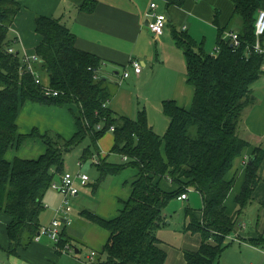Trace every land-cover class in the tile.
I'll return each mask as SVG.
<instances>
[{
	"label": "trees",
	"instance_id": "trees-1",
	"mask_svg": "<svg viewBox=\"0 0 264 264\" xmlns=\"http://www.w3.org/2000/svg\"><path fill=\"white\" fill-rule=\"evenodd\" d=\"M179 4L180 0H165ZM241 25L236 32L239 45L217 41L218 54H207L188 36L173 34L186 61L187 83L193 88L189 109L175 103H163L169 119L166 132L159 136L144 120L113 118L107 107L110 90L98 70L101 60L75 47V37L58 19L38 15L35 33L40 42L36 53L40 62L36 69L48 76L49 87L56 96H45L30 74H20L21 57L17 38H8L9 28L21 5L16 0H0V215L6 219L5 234L13 243L12 253L24 251L33 242L40 224L43 197L53 181L54 170L63 165L62 150L71 149L85 139L98 154L97 141L114 127V144L110 153L121 157L118 164L100 160L96 165L104 176H115L126 168L135 169L129 197L122 202L118 215L103 219L82 211L89 222L107 233V240L97 257V264H164L166 250L156 236L163 223V209L171 199L196 191L202 199L200 218L186 210L189 219L183 230L200 236L196 251L183 252L185 264H218L225 239L236 231L239 218L252 202L260 182L257 174L264 159V149L254 147L244 166V181L235 197V210L225 213V199L233 180L227 179L236 158L250 144L239 135L247 113L257 99L253 84L263 75L264 55L254 51V25L259 0H230ZM96 0H84L81 10L92 11ZM13 48L15 52H7ZM61 107L70 110L76 131L63 148L48 144L37 159L5 160L7 151L18 147L31 134H20L17 119L27 104ZM97 125H101L97 129ZM94 158L87 152L84 158ZM126 159H123V158ZM254 157L253 162L248 165ZM167 180V181H166ZM166 181L174 186L166 191ZM62 235V234H61ZM247 242L264 246V232ZM60 241L59 247H63Z\"/></svg>",
	"mask_w": 264,
	"mask_h": 264
},
{
	"label": "crops",
	"instance_id": "crops-1",
	"mask_svg": "<svg viewBox=\"0 0 264 264\" xmlns=\"http://www.w3.org/2000/svg\"><path fill=\"white\" fill-rule=\"evenodd\" d=\"M16 1L21 5V10L15 16L9 32L11 37L17 38L15 50L18 53H34L40 42V37L34 30L36 16L43 15L58 19L74 35V44L77 49L92 54L101 60V67L97 75L104 80L110 90L111 98L106 107L111 117L137 120L140 115H143L149 127L159 136L166 132L169 122L163 111V103L170 101L179 108L189 109L193 98V88L187 83L185 57L182 49L177 46L173 34L188 36L201 46L205 53L212 54L218 40L227 42L225 40L226 34L237 32L240 27V22L231 19L234 7L230 0H180L177 5L169 4L165 0H158L157 12L165 14L167 17L164 32L160 36L150 33L146 26L148 20L146 14L149 11L151 0H96L92 11L80 9L84 0ZM259 3V9L264 10V0H259ZM261 47L264 50V41L261 43ZM132 60L140 62L141 72L139 74H135L129 67ZM262 69L263 75L253 84V92L257 102L247 113L243 125L239 129L240 137L247 141L250 146L242 150L240 157L236 158L227 175V179H232L233 184L224 202L226 215H231L234 212V200L244 181L242 163L245 160L248 161L254 147L258 146L264 149V65ZM125 72L128 73V76L123 78ZM40 77L44 85H49L48 76L45 72L40 71ZM71 118L65 120L66 137L72 136L76 131L74 121L73 125L71 123ZM106 134H109L110 138ZM100 139H103L105 145H109L108 149L99 147ZM113 144L112 132L106 131L97 141L98 158L95 160L99 162L106 159L111 154ZM64 172L70 171L63 169V165L60 170L53 169L52 182L58 183L60 175ZM257 174L260 182L252 195V202L248 205L254 206L255 211L260 208L264 200V159L258 167ZM166 181H161L160 186L166 191H172L174 186ZM88 185L87 183L85 186L79 187V192L77 196L72 198V201L78 198L80 190ZM52 190H48L43 197V210L40 217H46L39 221L40 227L48 224L50 219L57 217L56 210L60 205L61 196ZM192 196H187V200L184 202H192V198H194ZM107 198L109 197L104 199ZM174 199L182 202L177 198ZM78 200L80 203L83 202L80 205L84 207L79 214L83 226H87L96 233L99 231L92 229L95 224L84 218L81 212L91 211L100 218L113 219L118 215L120 209V204L117 202L116 205L108 207L100 201L99 205L92 208L90 207L92 204L84 201L83 198ZM70 212L69 210L68 224L65 225L64 219L60 217L62 219V234L63 232L65 234L66 226L73 224ZM261 212H263V217L259 218L260 220H256V216L251 220L248 219V228L244 226L240 230L241 232L245 230L243 236L241 237L240 231L237 230L240 239H232L231 242H237L239 246H244L245 249L257 250L259 246L247 241L257 239L264 232V211ZM244 215L245 213H243ZM243 216L238 221L245 220L246 218ZM163 218L165 219L166 215ZM257 221L261 222L256 228ZM5 224L6 219L0 215V264H44L47 261H52L51 264H66L65 257L58 258V255L63 256L61 251L64 246L72 247L70 239H65L61 235V241L64 244L63 247H59L60 250H57L49 240L41 238L36 241L33 239L34 243L32 242L27 249L24 251L18 249L16 253H12L13 243L5 234ZM106 236L108 235L101 233L103 241L101 242V249L107 240ZM157 238L162 242L164 249H170L168 244L164 243L158 236ZM186 240L193 247V250L187 251L198 250L200 239L186 238ZM73 249L75 253H78L77 248L74 247ZM101 249L95 248L91 251H97L96 253L101 254ZM245 252L249 253L250 251ZM232 263L244 264L242 261ZM164 264H185L183 253L176 256L171 252L168 254L166 251Z\"/></svg>",
	"mask_w": 264,
	"mask_h": 264
},
{
	"label": "rangeland",
	"instance_id": "rangeland-1",
	"mask_svg": "<svg viewBox=\"0 0 264 264\" xmlns=\"http://www.w3.org/2000/svg\"><path fill=\"white\" fill-rule=\"evenodd\" d=\"M154 1L157 3L158 0ZM235 21L240 22L241 25V21L237 17L235 18ZM10 37L11 34L10 32H8V38ZM14 47L16 48V46ZM69 109H72L73 111L76 110L74 105L55 107L27 103L21 109V112L17 119L18 131L20 134H31L33 131H35V134L26 138L18 147L7 151L5 160L11 161L14 158L28 160L37 159L41 154H44L48 144L50 143L51 145L56 144L57 147L63 148V143L71 138V135L68 137H66L65 135V120H68L69 117L71 118ZM70 120L73 125L72 118ZM106 136L110 138L109 134H106ZM88 145L89 140L85 139L82 143H79V145L74 146L67 151H65V149L62 150L63 169L73 173L79 171L80 173L87 175L89 178V185L80 190L79 197L74 201H72V199L69 200L68 209L71 211L70 216L73 220V224L70 226H66L65 234L64 232L62 234L61 223L60 232L65 237V239L71 240L72 245L71 250L64 249L61 251V254H63V256L58 255V258L65 257L66 264H69L68 262H71L73 264H86L89 252L91 250H95V248L98 250L101 249V242H103L101 239V233L108 235L105 230L98 228L96 225L92 226V229L99 231L98 233L90 230L89 228H87V226H83L84 224L79 218V214L80 210L84 207H81L80 204H83V202L80 203L78 199L83 198L84 201L92 204L90 206L92 208H95V206L99 205L100 201L103 202L104 206L108 207H112V205L114 204L116 205L117 202L120 204L119 208H121L122 202L129 197L131 182L134 180L136 173L135 169L126 168L118 175L104 176L100 169L94 164V160L98 158L95 149L93 147H89ZM99 147L106 150L108 149L109 145H105L103 139H100ZM87 152L95 154L96 157H89V159L84 158L85 160H83L82 157ZM120 162L121 157L114 153L109 154V156H107V158L105 159V163L118 164ZM245 162L246 160L242 163L243 167L245 166ZM51 190L52 189L49 188V191ZM186 194L187 196L193 195L192 197L194 198H192V202H178L175 199H171L166 208L162 211L163 217L166 215V218L163 219V223H161L159 228H157L155 231L156 235L161 240H163L164 243L168 244V247H170L169 250L165 249L168 254H170L171 252L176 256L183 253L184 250H193V247H191L186 238H189L191 240H193L194 238L200 239L196 234L186 233L183 230V227L189 221V219L185 215L186 210H192L194 216L200 218L203 207L202 199L201 196L192 189H187ZM106 197L109 198L104 199ZM253 209L254 206H248L246 208V210L244 211V216L246 219L238 221L236 225V231L234 233H231L225 239V244H227L228 246H226V248H224V250L222 251L218 260L219 264H234L232 262L237 261H242V263L244 264H264V246L257 247V250H250L245 249L244 246H239L237 242H231L233 240L240 239L239 237L235 239L236 235H238L237 230H242L244 226L248 228V219L251 220L256 216V220H260L263 217V212L261 211H264V200L262 201L261 206L257 211H255L256 208L254 210ZM43 217L46 216H39V221H41ZM51 221L52 219L48 221V224H44L42 226H48ZM260 222L261 221L256 222L258 223L257 226H255L256 228L259 226ZM244 231L245 230H243V232L240 231L241 237L243 236ZM42 239L48 240L45 237H43ZM74 247L77 248L78 253L74 252ZM243 250L250 252L244 253ZM96 255L98 257L99 253H96ZM51 263L52 261H47V263L45 262L44 264Z\"/></svg>",
	"mask_w": 264,
	"mask_h": 264
},
{
	"label": "built area",
	"instance_id": "built-area-1",
	"mask_svg": "<svg viewBox=\"0 0 264 264\" xmlns=\"http://www.w3.org/2000/svg\"><path fill=\"white\" fill-rule=\"evenodd\" d=\"M157 3L154 0H151L149 4V11L146 14L147 17V29L155 36H160L163 34L167 17L165 14H160L157 12ZM254 35H255V43L253 45V49L256 53L264 55V50L261 47V43L264 41V10H259L257 12V17L254 25ZM225 40L230 43L233 48L238 47L239 39L236 32H229L226 34ZM8 53L13 54L15 50L13 48H9L7 50ZM219 53L218 45L215 46L213 54ZM21 57V66L19 68L20 74H30L33 78V81L36 85L41 87L42 93L45 96H56L57 92L50 89L49 85H44L42 83V79L40 77V71L35 67L40 62V58L36 53H20ZM129 67L135 74H139L141 72L140 62L137 60H132L129 63ZM128 73L123 74V78H126ZM107 103L103 104L102 107H106ZM97 129L101 128V125L96 126ZM114 127L110 126L108 131L113 132ZM123 159H126L125 157ZM94 163H98V161H94ZM89 182V178L87 175L80 173L79 171L76 173L64 172L60 175V180L58 183L52 182L50 188L55 190L61 196L60 205L56 210L57 217L53 218L51 223L43 227L39 228L37 235L34 237L36 241H39L41 238H47L57 250L59 249V243L61 241V220L64 219L65 225L69 223L68 215H69V200L73 197L77 196L79 192V187L85 186ZM177 199L179 201L187 200V194H180ZM59 216V217H58ZM60 217L62 219H60ZM238 238L236 235L235 239ZM64 249L71 250V246L66 245ZM86 264H97L96 261V252L90 251L87 256Z\"/></svg>",
	"mask_w": 264,
	"mask_h": 264
},
{
	"label": "water",
	"instance_id": "water-1",
	"mask_svg": "<svg viewBox=\"0 0 264 264\" xmlns=\"http://www.w3.org/2000/svg\"><path fill=\"white\" fill-rule=\"evenodd\" d=\"M254 160V157L251 159V161H249L248 165H250Z\"/></svg>",
	"mask_w": 264,
	"mask_h": 264
}]
</instances>
